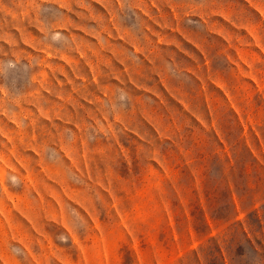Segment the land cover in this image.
<instances>
[{"label":"rangeland","instance_id":"obj_1","mask_svg":"<svg viewBox=\"0 0 264 264\" xmlns=\"http://www.w3.org/2000/svg\"><path fill=\"white\" fill-rule=\"evenodd\" d=\"M0 264H264V0H0Z\"/></svg>","mask_w":264,"mask_h":264}]
</instances>
